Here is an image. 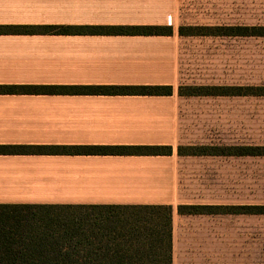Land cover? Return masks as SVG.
I'll use <instances>...</instances> for the list:
<instances>
[{"label": "crops", "instance_id": "0c3cea01", "mask_svg": "<svg viewBox=\"0 0 264 264\" xmlns=\"http://www.w3.org/2000/svg\"><path fill=\"white\" fill-rule=\"evenodd\" d=\"M245 12H264V0H0V26L172 29L0 34V85L172 87L169 96L0 94V146L172 148L166 156L0 155V204L171 206L172 264H229L228 236L244 233L239 219L264 216V203L239 190L264 160L254 154L264 142H248L254 122L245 126L264 95L180 89L264 87L229 81L227 70L208 65L223 43L264 39V24L245 22ZM182 27L214 34L183 36ZM190 147L208 153L180 155Z\"/></svg>", "mask_w": 264, "mask_h": 264}, {"label": "trees", "instance_id": "16d2710c", "mask_svg": "<svg viewBox=\"0 0 264 264\" xmlns=\"http://www.w3.org/2000/svg\"><path fill=\"white\" fill-rule=\"evenodd\" d=\"M180 35L205 36L213 30L182 27ZM0 34L168 36L157 26H0ZM264 36V32L260 34ZM255 89L181 88L185 95L253 92ZM0 94L169 96L168 86L0 85ZM202 155L205 148H180ZM171 147L0 146V155H171ZM264 155V148H255ZM180 213L200 210L180 207ZM0 264H172V207L162 205L0 204Z\"/></svg>", "mask_w": 264, "mask_h": 264}, {"label": "rangeland", "instance_id": "374dc122", "mask_svg": "<svg viewBox=\"0 0 264 264\" xmlns=\"http://www.w3.org/2000/svg\"><path fill=\"white\" fill-rule=\"evenodd\" d=\"M245 22L264 24V12H245ZM245 42L225 45L222 57L208 59V65L215 62V66L222 71L227 70V79L248 84L264 83V39H248ZM235 42V41H234ZM243 56L237 58V54ZM245 120V126L254 127V132L248 142H264V101L255 102L254 118ZM239 190L243 191L246 201H261L264 203V160L259 170L246 171ZM239 226H243L244 233L230 234L227 256L229 264H264V216L239 219ZM232 228L230 227V230ZM241 230V229H239Z\"/></svg>", "mask_w": 264, "mask_h": 264}]
</instances>
